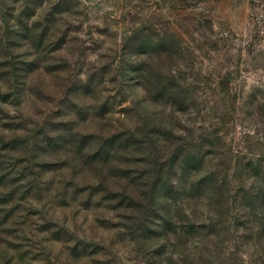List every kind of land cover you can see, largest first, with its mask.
I'll return each mask as SVG.
<instances>
[{
  "label": "rangeland",
  "instance_id": "rangeland-1",
  "mask_svg": "<svg viewBox=\"0 0 264 264\" xmlns=\"http://www.w3.org/2000/svg\"><path fill=\"white\" fill-rule=\"evenodd\" d=\"M262 170L264 0H0V264H264Z\"/></svg>",
  "mask_w": 264,
  "mask_h": 264
},
{
  "label": "trees",
  "instance_id": "trees-1",
  "mask_svg": "<svg viewBox=\"0 0 264 264\" xmlns=\"http://www.w3.org/2000/svg\"><path fill=\"white\" fill-rule=\"evenodd\" d=\"M262 173V182H263V184H264V170H262V172L261 171H258L257 173H256V176H259L260 174ZM164 186V185H163ZM162 185H161V187L162 188H164ZM166 188V187H165ZM263 196L261 197V199L263 200L264 199V191H263V194H262ZM262 202V201H261Z\"/></svg>",
  "mask_w": 264,
  "mask_h": 264
}]
</instances>
